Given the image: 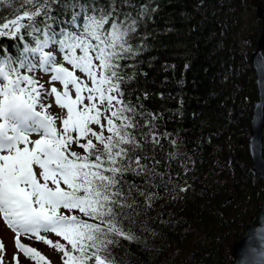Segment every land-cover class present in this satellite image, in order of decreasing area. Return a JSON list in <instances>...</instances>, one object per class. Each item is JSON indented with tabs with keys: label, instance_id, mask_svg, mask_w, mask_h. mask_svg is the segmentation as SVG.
<instances>
[{
	"label": "snow or ice",
	"instance_id": "snow-or-ice-1",
	"mask_svg": "<svg viewBox=\"0 0 264 264\" xmlns=\"http://www.w3.org/2000/svg\"><path fill=\"white\" fill-rule=\"evenodd\" d=\"M4 4L0 41L12 44L0 42V218L36 264L47 261L21 243V234L55 247L63 264H110V235L133 238L119 226L132 207L124 176L163 180L135 154L142 149L135 118L143 114L125 101L122 88L134 79L126 72L132 65L122 62L143 50L140 29L158 6L134 0H0ZM37 74L48 80L41 83ZM53 98L63 115L48 111ZM141 135L159 144L151 128Z\"/></svg>",
	"mask_w": 264,
	"mask_h": 264
},
{
	"label": "trees",
	"instance_id": "trees-1",
	"mask_svg": "<svg viewBox=\"0 0 264 264\" xmlns=\"http://www.w3.org/2000/svg\"><path fill=\"white\" fill-rule=\"evenodd\" d=\"M134 2L158 8L140 29L143 50L122 62L132 65L126 72L134 76L122 88L125 101L143 114L135 118L140 127L133 134L142 144L135 154L163 180L124 176L132 207L124 209L119 226L133 238L110 235L115 243L106 259L235 264L233 245L248 225H257L264 202V181L252 170L249 146L258 101L251 51L264 26L259 23L243 49L252 0ZM6 6L0 5V12ZM146 120L149 127H143ZM149 128L159 144L141 135ZM137 189L154 199L147 201Z\"/></svg>",
	"mask_w": 264,
	"mask_h": 264
},
{
	"label": "water",
	"instance_id": "water-1",
	"mask_svg": "<svg viewBox=\"0 0 264 264\" xmlns=\"http://www.w3.org/2000/svg\"><path fill=\"white\" fill-rule=\"evenodd\" d=\"M252 7L257 10L258 21L264 24V0H253ZM251 59L257 77L258 101L252 115L250 154L253 171L264 180V33ZM232 256L235 264H264V202L258 227L246 228L245 236L233 245Z\"/></svg>",
	"mask_w": 264,
	"mask_h": 264
},
{
	"label": "rangeland",
	"instance_id": "rangeland-1",
	"mask_svg": "<svg viewBox=\"0 0 264 264\" xmlns=\"http://www.w3.org/2000/svg\"><path fill=\"white\" fill-rule=\"evenodd\" d=\"M247 21V28L245 30V34L241 36V46L243 49L249 47L250 42H245L249 36L254 33V31L259 26V21L256 17V11L249 12L246 17ZM79 74V73H78ZM37 78H40V74H37ZM41 83H44L48 80L46 75L40 78ZM45 83V87H48ZM59 87V85H57ZM48 103L51 104V108L48 110L53 115H63L62 110L57 107L54 102V98L50 99ZM59 124V120L57 121ZM96 127V126H94ZM97 130L98 127H97ZM107 135V133H105ZM95 142V141H94ZM74 150L82 151L81 149L77 148L73 145ZM41 235L46 236L48 239H51L54 243L59 242L65 244L66 247H69L67 243L60 237H57L54 233H41ZM16 233L13 229L9 228L6 223L0 218V243L3 244V250L0 251V257H2V261L0 264H36L30 257L26 256L23 251L19 250L15 244ZM20 241L26 246H30L32 248L37 249L46 259L47 264H63V253L58 251L55 247L48 245L44 241L37 240L35 236H26L21 234ZM40 264H45L44 261H41Z\"/></svg>",
	"mask_w": 264,
	"mask_h": 264
}]
</instances>
